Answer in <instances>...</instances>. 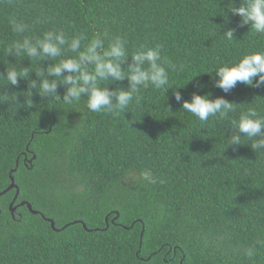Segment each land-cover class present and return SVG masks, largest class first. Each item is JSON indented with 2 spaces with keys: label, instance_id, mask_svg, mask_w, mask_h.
Instances as JSON below:
<instances>
[{
  "label": "trees",
  "instance_id": "trees-1",
  "mask_svg": "<svg viewBox=\"0 0 264 264\" xmlns=\"http://www.w3.org/2000/svg\"><path fill=\"white\" fill-rule=\"evenodd\" d=\"M233 2L239 6L240 0ZM228 3L0 0V49L18 38L8 24L15 15L33 37L51 28L69 36L121 35L130 51L158 46L176 68L173 87L142 90L139 105L118 116L91 113L83 101L67 106L58 97L43 100L35 91L33 105L24 107L25 80L0 87L16 92L21 104L15 111L0 102V191L15 168L17 202L29 201L56 226L26 206L14 219L8 206L15 189L2 194L0 264H253L243 249L264 239V156L247 144L223 148L230 122L201 124L173 95L190 99L193 92H208L239 103L233 117L248 102L264 114V84L238 82L224 93L215 73H200L264 48V36L248 32L239 16H223ZM228 28L234 29L231 41L222 34ZM3 59L15 62L10 55ZM128 63L130 58L122 67ZM28 65L29 58L20 60V67ZM5 70L0 62V74ZM107 86L124 88L127 81ZM63 91L58 87L61 99ZM24 152L36 155L31 165ZM83 223L100 229L88 231ZM254 264H264V246Z\"/></svg>",
  "mask_w": 264,
  "mask_h": 264
},
{
  "label": "clouds",
  "instance_id": "clouds-1",
  "mask_svg": "<svg viewBox=\"0 0 264 264\" xmlns=\"http://www.w3.org/2000/svg\"><path fill=\"white\" fill-rule=\"evenodd\" d=\"M223 10L225 17L228 12L239 16L242 24L249 25L248 32L264 36V0H240L239 6L229 0L226 10ZM37 23L40 21L37 20ZM8 24L18 38L6 41L0 49V62L6 65L5 72L0 74V87L17 85L21 79L25 80L27 89L22 95L24 107L33 105L31 96L35 91L43 100L54 101L58 97L67 106L83 101L91 113L118 116L129 112L134 104L139 105L142 90L151 87L165 93L166 89L174 86L170 76L176 68L162 57L158 46L140 44L130 51L126 47V37L121 35L110 37L107 33H98L89 36L86 32H79L69 36L59 28L48 29L33 37L29 34L30 25L15 15L9 16ZM233 33L234 29L228 28L222 34L231 41ZM66 52L69 54L66 55ZM9 55L15 58L14 63L3 59ZM24 57L29 58V65L20 67V60ZM128 58L131 63L122 67ZM43 60L51 63L41 68L40 62ZM200 73H215V86L224 93L230 92L238 82L246 86H252L254 80L257 86L264 84V48L247 51L238 59ZM190 79L175 88L182 87ZM124 80L127 81L124 88L107 86L111 82ZM58 87L64 89L62 99ZM173 95L180 102V108L201 124L210 120L230 122V135L225 136L223 132V148L247 144L256 155L264 156V114L258 110V104L243 103L246 107L239 111L238 117H233L239 103L224 96L210 98L208 92H193L190 99H184L179 91H174ZM0 102L13 105L15 111L21 107L16 92H0ZM144 179L154 182L148 174H144ZM262 246L264 239H257L254 245L243 249V255L254 264Z\"/></svg>",
  "mask_w": 264,
  "mask_h": 264
},
{
  "label": "water",
  "instance_id": "water-1",
  "mask_svg": "<svg viewBox=\"0 0 264 264\" xmlns=\"http://www.w3.org/2000/svg\"><path fill=\"white\" fill-rule=\"evenodd\" d=\"M35 157H36V155H33V157L30 159V161H32V159L35 158ZM17 164H18V160L16 161V165H17ZM14 170H15V168H12V169L10 170V183L8 184V186H6V188H4L3 190L0 191V196H1L2 194L7 193L8 191H10V190L13 189V188L16 189V193H15V195H14V198H13L12 202H11L10 205H9V209H10V211H11L12 213H13L14 210L16 209V206H13V203H14L15 199L17 198L18 194H19V187H18V185H17L16 182H15V178H14V176L11 175V173H12ZM22 205H25V206L27 207V209H28L31 213H33V214H40L44 219L48 220V221L51 223V226H52L54 229H56V226H55V222H54V220H53L52 218H48V217H46L45 214L42 213V212H40L39 210L34 209L33 206H32V204H31L29 201H25V200H23V201H21V202L19 203L18 206H22ZM0 213H1V209H0ZM116 213L118 214L117 211H116ZM115 218H117V215H116ZM78 221H81V220H75L74 222H78ZM81 222H82V221H81ZM71 223H73V221H72ZM83 226H84V228L87 229L88 231H92V230H98V229H100V228H98V227H95V228H93V229H89V228L86 226L85 223H83ZM64 227H66V225L63 226L62 229H63Z\"/></svg>",
  "mask_w": 264,
  "mask_h": 264
},
{
  "label": "flooded vegetation",
  "instance_id": "flooded-vegetation-1",
  "mask_svg": "<svg viewBox=\"0 0 264 264\" xmlns=\"http://www.w3.org/2000/svg\"><path fill=\"white\" fill-rule=\"evenodd\" d=\"M31 158H32V156L29 157V156L27 155V152H24V154H23V161H24L25 163L31 165V163H32V162L30 161ZM13 189H15V188H13ZM11 190H12V189H11ZM15 193H16V189H15L13 195H12V198H11V200H10V202H9V205H10V203L12 202ZM17 198H18V196H17ZM17 198L15 199V201H14V203H13V206H16V209L14 210L13 213L10 211V212H11V215H12V217H13L14 219L17 218V215H18V216L21 215L20 212L18 211V208L20 207V206H18V205H19V203H20L21 201H20V202H17ZM22 206H25V205H22ZM8 207H9V206H8ZM9 210H10V209H9ZM67 224H68V223H67ZM67 224H65V225H67ZM65 225H64V226H65Z\"/></svg>",
  "mask_w": 264,
  "mask_h": 264
}]
</instances>
